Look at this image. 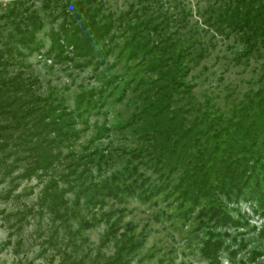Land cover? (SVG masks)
I'll use <instances>...</instances> for the list:
<instances>
[{
  "label": "trees",
  "instance_id": "trees-1",
  "mask_svg": "<svg viewBox=\"0 0 264 264\" xmlns=\"http://www.w3.org/2000/svg\"><path fill=\"white\" fill-rule=\"evenodd\" d=\"M51 1L43 0L41 6L47 8ZM91 1L74 0L73 6L66 1L62 5L65 15L51 32L47 52L55 51L57 58L72 60L74 56L66 52V47L71 46L75 56L84 57L75 64L83 66L92 61L89 56L94 44L101 42L106 52L119 46V52L128 60L137 59L140 66L123 79L122 91L131 88L135 109L117 127L129 129L140 143L123 149L124 164L103 179H87L88 165L95 161L96 152L86 151L72 158L67 171L60 175L65 186L51 177L41 189L37 200L40 209L54 212L61 217L59 225L69 229L65 243L69 248L61 246L57 250L63 263L131 264L146 233L137 230L132 221H124V205L109 209L104 205L108 198L119 202L124 195L149 199L160 192L176 200L175 214L185 219L194 215L197 228L204 229L198 249L206 264H222L224 252L235 260L246 243L242 238L236 247L227 242L230 236L237 242L229 228L242 225V215L234 216V207L229 203L243 198L256 204L254 211L264 213V69L256 87L249 88L229 112L208 99L195 103L191 98L193 84L185 76L189 63H196L202 56L204 48L199 37H190L184 44V37L165 28L168 16L159 10L153 13L150 0L138 6L132 4L115 17L110 11L101 13L100 4H86ZM210 9L208 24H214L225 35L236 32L245 44L242 55L264 46V0H222ZM3 15L11 27L8 33L13 41H5L0 47V168L8 172L23 166L20 177L48 173L62 154H75L72 149L65 154L63 147H69L80 136L82 130L75 127L77 119L96 104L93 97L102 95V91L90 88L79 92L76 111L68 108L63 96L55 92L43 94L39 78L24 67L29 64L20 48L26 47L31 53L42 45L36 39L43 26L38 8L25 5L24 0H14ZM118 25L125 26L121 43L112 30ZM9 64L11 70L7 69ZM101 129L108 128L103 125ZM98 132L101 135V130ZM144 164L160 171L167 177L166 182L150 181L141 169ZM174 172L179 173L178 178L171 182L169 176ZM68 192H73L71 200L66 196ZM80 207L87 208L91 215L80 218L78 227L71 229L69 217L77 216ZM100 222L107 226L94 255L79 253V231ZM56 234L58 227L49 235V242ZM110 243L113 252L103 254L101 248ZM250 252L251 261L260 254L256 249ZM152 256L147 253L139 260Z\"/></svg>",
  "mask_w": 264,
  "mask_h": 264
},
{
  "label": "rangeland",
  "instance_id": "rangeland-1",
  "mask_svg": "<svg viewBox=\"0 0 264 264\" xmlns=\"http://www.w3.org/2000/svg\"><path fill=\"white\" fill-rule=\"evenodd\" d=\"M42 1L24 0L25 5L37 7L43 19V26L36 34V39L42 44L40 49L28 53L26 47L20 46L25 53V62L29 64L24 67L39 78V90L43 94L55 92L63 96L69 109L76 111L75 102L79 92L94 88L101 89L102 95H95L93 100H96V104L82 112L77 119L75 127L82 130L80 136L69 147H63L65 154L71 149L75 154L66 157L62 154L60 161L48 173H34L30 177L19 176L23 166L8 172L0 168V264H64L62 254L57 250L61 246L67 247L65 243L69 237V229L64 230L59 225L61 217H57L54 212L45 207L40 209L37 200L41 189L51 177L58 180L61 187L65 186L60 175L67 171V164L73 161L72 158H77L78 154L86 151L96 152L95 161L88 165L86 178L103 179L124 164L123 149L140 143L129 129L117 127L135 109L131 88H127L124 93L122 91L123 79L140 66L138 60H128L124 53L119 52V46L106 52L101 48V42L94 44L93 54L88 55L92 61L83 66L75 64L84 61V57L75 56L71 46L65 47L66 52L74 56L72 60L57 58L55 51L48 53L51 32L59 27L65 15L61 11L62 5L69 1V5L73 6L74 0H52L47 8L41 6ZM13 2L14 0H0V47H3L5 41H13L8 33L11 27L3 15ZM144 2L146 0H93L86 4H100L101 13L110 11L115 17L132 4L138 6ZM150 2L154 14L159 10L168 16L165 28L170 27L172 33L184 37V44L190 37H199L202 43V56L196 63H189L190 69L185 76V80L193 84L191 98L195 103H205L208 99L229 112L249 88L256 87L257 77L264 69V46H260L259 51L254 50L244 56L241 53L245 44L236 32L225 35L214 24L206 21L207 16L212 14L210 7L217 6L222 0ZM124 28V25L112 28L119 43L123 40L121 34ZM13 54L16 55V52L13 51ZM7 69L11 70L12 64ZM103 125L108 129H101ZM99 130L101 135H98ZM99 153L103 155L99 157ZM141 169L152 182L165 183L167 180V177L160 175V171L153 170L152 166L144 164ZM162 171L166 172L165 169ZM178 174L171 173L170 181L175 182ZM66 196L71 200L73 192H68ZM69 204L72 205L71 201ZM123 205L126 207L124 221H132L137 230L143 229L146 233L145 242L135 253L131 264H206L198 249L204 229L197 228L194 215L185 219L175 214L177 203L173 196L166 197L164 192L149 199L124 195L120 202L108 198L104 208ZM229 205L234 207V216L242 215V225L229 228L237 236V242L232 241L231 236L227 238V242L236 247L242 238L246 247L237 252L235 260H230L224 252L222 264H264V213L254 211L253 206L256 204L243 198L236 203L230 202ZM77 212V216L69 217L71 229L78 227L80 218L91 215L87 208L80 207ZM23 213L26 214L24 218ZM106 226L105 222H100L93 227L81 229L77 235L79 253L87 251L93 256ZM55 227H58V234L49 242V235ZM85 238L86 241H82ZM251 249L260 251L254 261L249 258ZM113 250L112 243L101 248L106 255ZM147 253H153V256L139 260Z\"/></svg>",
  "mask_w": 264,
  "mask_h": 264
}]
</instances>
